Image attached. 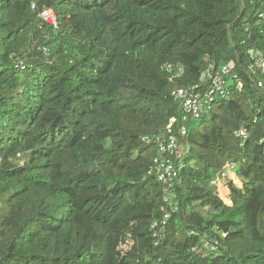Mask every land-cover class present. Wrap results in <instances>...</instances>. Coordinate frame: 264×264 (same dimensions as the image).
Here are the masks:
<instances>
[{"label": "trees", "instance_id": "obj_1", "mask_svg": "<svg viewBox=\"0 0 264 264\" xmlns=\"http://www.w3.org/2000/svg\"><path fill=\"white\" fill-rule=\"evenodd\" d=\"M263 9L0 0V264H264V88L246 72L250 50L264 55ZM226 63L242 88L187 124L168 210L148 174L177 125L163 67L188 86Z\"/></svg>", "mask_w": 264, "mask_h": 264}, {"label": "built area", "instance_id": "obj_2", "mask_svg": "<svg viewBox=\"0 0 264 264\" xmlns=\"http://www.w3.org/2000/svg\"><path fill=\"white\" fill-rule=\"evenodd\" d=\"M40 17L47 23L56 26L55 15L51 10H45ZM259 19L264 21V9L259 15ZM250 63L246 69L254 89L263 90L262 80L257 74L264 75V55L261 51L250 50L248 52ZM21 64V63H20ZM233 63H226L220 67L213 65L201 72L197 84L184 86L174 82L183 73V68L179 64H168L163 67L169 80L172 83L170 96L177 104V125L176 132L160 140L155 137L158 145V156L152 161V166L148 174L156 176L162 187V200L168 206V210L176 205V196L173 187L178 181L180 166H177L174 159L184 152H187L185 141L189 134L187 124L199 121L207 115L213 105L221 98H227L229 87L233 84L237 90L242 88L238 75L233 73ZM236 137L244 141L248 137L245 129L241 128L236 132ZM150 140V139H145ZM234 165L226 163L220 177L214 184H219L222 179L233 173ZM167 218L165 215L164 219ZM164 224V222H163Z\"/></svg>", "mask_w": 264, "mask_h": 264}, {"label": "crops", "instance_id": "obj_3", "mask_svg": "<svg viewBox=\"0 0 264 264\" xmlns=\"http://www.w3.org/2000/svg\"><path fill=\"white\" fill-rule=\"evenodd\" d=\"M233 175V173L230 174V176ZM216 189H217V192L218 194L221 196L223 194V197L226 195V189L221 186L220 184H217L216 185Z\"/></svg>", "mask_w": 264, "mask_h": 264}, {"label": "rangeland", "instance_id": "obj_4", "mask_svg": "<svg viewBox=\"0 0 264 264\" xmlns=\"http://www.w3.org/2000/svg\"><path fill=\"white\" fill-rule=\"evenodd\" d=\"M222 195H223V194H222ZM222 195H221V196H222Z\"/></svg>", "mask_w": 264, "mask_h": 264}]
</instances>
